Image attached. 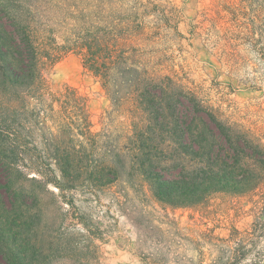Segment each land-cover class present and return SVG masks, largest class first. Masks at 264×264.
<instances>
[{"label": "rangeland", "instance_id": "rangeland-1", "mask_svg": "<svg viewBox=\"0 0 264 264\" xmlns=\"http://www.w3.org/2000/svg\"><path fill=\"white\" fill-rule=\"evenodd\" d=\"M49 1L57 9H66L59 1L70 3L69 11L93 26L102 7L110 21L147 11L146 31H157L158 24L163 32L155 41H139L149 56L264 149V0ZM161 13L171 20L158 21ZM206 15L210 41L205 30H195ZM68 19H61L54 44L75 33ZM47 84L21 112L25 135L44 157H53L58 144L83 166L110 163V151L122 150L124 133L138 116L135 106L113 108L102 82L75 53L50 70ZM89 125L96 138H89ZM93 139L101 140L98 152ZM114 163L119 166L120 158ZM31 174L14 180L16 218H0V264H264V185L202 192V203L179 207L161 203L139 177L95 187L88 170L76 186L60 189Z\"/></svg>", "mask_w": 264, "mask_h": 264}, {"label": "trees", "instance_id": "trees-1", "mask_svg": "<svg viewBox=\"0 0 264 264\" xmlns=\"http://www.w3.org/2000/svg\"><path fill=\"white\" fill-rule=\"evenodd\" d=\"M60 3L66 9H57L49 0H0V218H16L12 208L19 197L14 180L31 173L33 181L60 189L76 186L88 170L89 185L95 187L121 180L133 183L139 177L157 200L179 207L202 203V192L232 193L264 185L263 147L222 121L139 44L163 35L158 24L157 31H146L147 11L134 20L119 14L110 21L102 7L98 26H93L90 18L70 12V3ZM206 16L195 30H205L210 41L212 31L203 28L210 22ZM161 17L158 21L171 20L164 13ZM67 18H72L68 26L73 25L75 33L62 38L63 45L54 44L63 31L61 19ZM69 53L82 57L85 69L102 82L113 108L132 104L138 111L124 133L122 150L110 151V163L95 160L83 166L58 144L53 157H44L25 135L21 112L30 110L29 99L36 93L46 92L47 74ZM78 105L86 113L79 98ZM91 137L96 138L89 125ZM93 142L98 152L101 140Z\"/></svg>", "mask_w": 264, "mask_h": 264}]
</instances>
